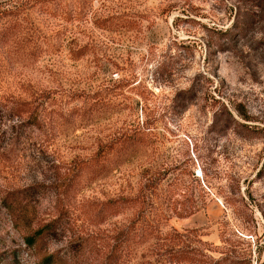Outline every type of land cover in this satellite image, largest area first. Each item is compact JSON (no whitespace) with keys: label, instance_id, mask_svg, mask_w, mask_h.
Returning <instances> with one entry per match:
<instances>
[{"label":"rangeland","instance_id":"rangeland-1","mask_svg":"<svg viewBox=\"0 0 264 264\" xmlns=\"http://www.w3.org/2000/svg\"><path fill=\"white\" fill-rule=\"evenodd\" d=\"M10 1L0 0L15 10L0 11V264L40 258L3 205L17 196L40 223L59 215L47 247L70 261L100 264L135 223L120 264H210L228 250V264H264V0ZM24 109L39 110L42 129L20 124ZM143 124L142 141L122 144ZM70 168L79 174L64 192ZM146 182L155 203L143 211L134 199ZM179 250L188 261H170Z\"/></svg>","mask_w":264,"mask_h":264},{"label":"trees","instance_id":"trees-1","mask_svg":"<svg viewBox=\"0 0 264 264\" xmlns=\"http://www.w3.org/2000/svg\"><path fill=\"white\" fill-rule=\"evenodd\" d=\"M23 1H27L28 2H32L36 0H11L10 2H12L13 5H16L18 2L22 3ZM0 11L1 13L3 12L4 17H8V16H12L15 13V10L13 9V7H7L6 9H2L0 7ZM6 33H3V35ZM33 43H35V41H33ZM221 52V51H225L224 48H220V47H216L215 50H213V52ZM212 51H210L211 53ZM192 88H190L189 90L186 91L187 94L191 93ZM23 109V108H21ZM26 109L22 110L25 111ZM18 112V110H17ZM25 112H29V115L23 119H21L20 124L21 123H27V125L32 126V127H36L39 129H42V127L44 126L45 121L41 119V113L39 112L38 109H32V110H26ZM19 115L21 113H18ZM229 115V119H231V121L233 120L235 123H238V125H240V123L238 122V120L234 119V117L231 115V113H228ZM22 117V116H20ZM145 125L143 124V126L139 127L141 133L138 134L136 131V133H131L129 134L126 139H123L122 144L126 143V142H140L144 139V137L146 136V130H145ZM125 145V144H124ZM123 145V146H124ZM109 145H107V147H109ZM111 151V149L109 150ZM107 152H106V148L101 151L98 152L96 154V157H94L92 159V161H95L97 164L96 167H94V169H92V173L95 175H99L100 173H102L105 169H106V165L105 163L103 164L104 161V157L106 156ZM102 155V156H101ZM79 169L80 172H82L83 170V165H79ZM73 168H70L68 170V172L64 173L61 180H58L57 183H59V185L62 186L63 191H68L69 189H71V187L73 186L74 182L77 180L78 178V174L74 172L73 173ZM78 172V171H77ZM67 179V180H66ZM197 180V179H195ZM35 190V187H28L25 188L23 190H16L17 193L22 194L23 196H28V194H33ZM150 190V191H149ZM152 186L149 184V182L144 183L143 187L140 190L139 195L134 199L137 200V202L142 203L144 205V210L143 211H147L148 209L145 208V206H147L149 203L151 205H153V203H155V201L151 198L152 195ZM141 201V202H140ZM4 207H6L9 212L12 214V216L15 219L16 225L18 224V222L25 220L27 222V224L29 225V229L28 231L24 234V240L25 243L28 247L32 248L35 251V254H37L39 258L37 264H82V259L80 258V256L75 257L74 259H72L71 261L69 259H66L64 256L62 257L59 252L55 251V252H50L48 250V238L50 236H52L53 234H55L58 230V223L61 221V218L58 216L47 220L46 222H39L38 221V217L35 213V209H33L30 212V215L26 214V213H22V211L28 207L31 203L29 202H24L20 196H17L13 201L9 202L7 198H4L2 200ZM31 206V205H30ZM154 206V205H153ZM178 208L175 204V207L173 208V212H178L177 211ZM193 212V211H191ZM180 214V213H179ZM179 216H182V214H180ZM135 228V223L130 224L127 229L120 231L118 234H115L112 237V244L110 245L108 251H104L103 256L100 260V264H120V261L122 259V256L124 254L125 248L126 246L129 244V239H130V234L132 232V230ZM46 239V251L44 252L42 249L43 245H44V240ZM42 254V256H41ZM235 254L233 251H227L224 252L222 254V256L218 259H211V263L210 264H228V263H232L233 260V255ZM183 255V256H182ZM235 257V256H234ZM189 260V257L185 256V254L179 250L177 251V253H174L173 255H171L170 261L172 262H186ZM246 261V259L242 258L240 259L237 263L238 264H244Z\"/></svg>","mask_w":264,"mask_h":264}]
</instances>
